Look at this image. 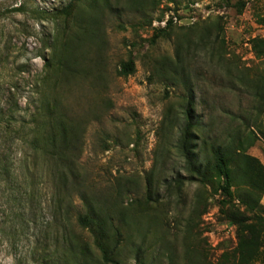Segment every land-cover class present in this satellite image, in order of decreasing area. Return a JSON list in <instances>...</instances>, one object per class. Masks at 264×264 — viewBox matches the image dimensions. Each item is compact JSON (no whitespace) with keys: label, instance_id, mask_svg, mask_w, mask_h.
Listing matches in <instances>:
<instances>
[{"label":"rangeland","instance_id":"374dc122","mask_svg":"<svg viewBox=\"0 0 264 264\" xmlns=\"http://www.w3.org/2000/svg\"><path fill=\"white\" fill-rule=\"evenodd\" d=\"M109 1L0 0V264H103L91 233L75 220L73 233L91 252L84 261L66 253L50 163L33 146L32 116L54 109L80 123V163L101 200L116 203L113 216L125 212L122 264L233 258L241 231L223 204L245 218L264 212L240 202L247 186H233L227 197L215 177L212 184L191 179L180 150L184 89L155 65L189 56L205 127L193 145L199 163L212 157L204 144L236 141L237 153L264 167V110L239 81L264 74L251 43L264 39V0H140L133 8L129 0ZM69 4L74 15L64 16ZM202 37L214 42L213 56L190 46ZM67 58L77 75L61 70ZM127 62L133 71L123 76ZM73 199L76 215L83 207ZM260 204L264 210V193ZM251 264H264V231Z\"/></svg>","mask_w":264,"mask_h":264},{"label":"trees","instance_id":"16d2710c","mask_svg":"<svg viewBox=\"0 0 264 264\" xmlns=\"http://www.w3.org/2000/svg\"><path fill=\"white\" fill-rule=\"evenodd\" d=\"M104 1L110 4L109 0ZM129 1L133 8L139 5L140 0ZM62 13L64 16L74 15L72 4H69L65 12ZM259 21L264 26V16ZM194 43L196 51L201 48L207 58L208 55L213 56L214 42L210 38L202 37L199 41H191L190 46H193ZM251 43L255 55L264 59V39L255 38ZM68 45V43L63 44L66 49ZM189 53L190 51L187 55H191ZM178 56L174 62H158L155 68L162 69L164 75L173 77V81H179L184 89L186 123L181 132L180 150L189 162L191 179L203 184H212L211 177H215L218 179L217 192L221 191L227 197L232 196L231 188L233 186H247L241 190L240 202L252 211L264 212L260 204L261 196L264 193V167L257 158L247 155L246 152L237 153L236 141L223 144L216 140L213 143L204 144L210 149L212 157L206 165L199 163V155L194 151L193 145H196L200 135L205 132V127H202L203 116L196 114L197 87L192 83L187 72L191 65L189 56L186 57L184 54ZM64 62H61V70L67 71L73 76L78 74L77 70L69 66V58ZM132 71V62H127L122 64V70L119 73L125 76ZM234 79H239V76H234ZM239 81L248 93L253 95L259 108V114H262L264 110V74L250 81L241 77ZM32 123L35 128L33 142L35 151L45 156L50 163V182L56 190L52 201L57 213L64 220V235L68 241L66 253L84 261L83 256L91 252L84 242L75 237L71 227L75 220L74 222L79 228L91 233L93 245L99 251L103 264H122L123 249L121 245L124 242L122 227L125 224V212L121 210L120 216H116V218L113 216L112 209L116 207V203L110 202L108 199L101 200L96 192L95 184L90 180V175L80 163L84 145V131L81 129L80 123L56 109L34 114ZM40 140L45 141L46 147L40 146ZM194 140L196 141L194 142ZM153 194L154 192L151 190L147 192L149 198ZM75 196L79 198L83 207V211L76 215L73 213L76 210L73 201ZM226 204L230 205L226 212L228 218L235 222L241 231L238 246L233 258L225 255L220 260L208 262V264H251L258 255L261 246L264 217L245 218L239 209L230 203H225L223 206ZM136 256L139 261L143 257L141 247L137 249ZM67 258L69 259L70 256ZM67 264L70 263L67 262Z\"/></svg>","mask_w":264,"mask_h":264}]
</instances>
